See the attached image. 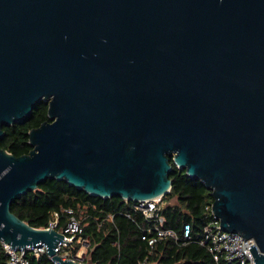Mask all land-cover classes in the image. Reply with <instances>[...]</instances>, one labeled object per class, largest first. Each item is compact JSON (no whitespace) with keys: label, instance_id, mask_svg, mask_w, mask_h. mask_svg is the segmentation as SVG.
<instances>
[{"label":"water","instance_id":"obj_1","mask_svg":"<svg viewBox=\"0 0 264 264\" xmlns=\"http://www.w3.org/2000/svg\"><path fill=\"white\" fill-rule=\"evenodd\" d=\"M40 102L30 152L0 149L11 252L81 264L10 211L41 183L144 202L169 193L172 161L264 264V0H0V140Z\"/></svg>","mask_w":264,"mask_h":264},{"label":"trees","instance_id":"obj_2","mask_svg":"<svg viewBox=\"0 0 264 264\" xmlns=\"http://www.w3.org/2000/svg\"><path fill=\"white\" fill-rule=\"evenodd\" d=\"M47 109V103L40 102L28 119L3 127L0 149L15 157L27 155L31 150L28 133L47 121ZM170 164L171 188L162 197L165 202L160 213L164 218L162 228L181 237L183 227L189 225L190 240L184 245L167 238L151 248L147 240H142L143 231L150 225L133 210L134 202L118 197H94L62 181L41 183L36 190L12 202L10 211L36 229L46 228L52 215H56V230H60L68 217L64 211L72 210L76 218L82 219L81 237L88 242L85 259L88 264H215L208 248L199 245L203 228L212 219L210 192L198 180L188 177L184 170L177 169L172 161ZM108 216L112 219L108 220ZM76 241L77 237L67 248L72 256L81 246ZM26 258L29 264H54L46 254L38 257L27 254ZM7 262L0 243V264Z\"/></svg>","mask_w":264,"mask_h":264},{"label":"built area","instance_id":"obj_3","mask_svg":"<svg viewBox=\"0 0 264 264\" xmlns=\"http://www.w3.org/2000/svg\"><path fill=\"white\" fill-rule=\"evenodd\" d=\"M165 205L162 197L144 201L134 202L132 208L135 212L139 213L143 219L150 225L147 230L143 231L142 240H147L148 245L152 248L155 244L163 241L167 238L172 239L175 242H179L184 245L190 240V228L189 225L183 227L181 237H178L173 231L163 229L164 218L161 216V209ZM211 221L204 226L202 236L200 238L199 245L207 247L212 255L215 264H254V259L249 251V247L255 245L253 240H246L238 233H228L222 231L219 221L211 212ZM67 214V220L64 227L60 230H56L58 225V219L56 215H52L48 226L44 229H54L64 235V242L60 243L56 249L57 255L61 256L65 260H72L81 264L87 263L86 252L88 248L87 240H84L81 236L83 234L82 219H78L74 216V212L70 209L65 210ZM126 217H129L126 215ZM112 216H108V220H111ZM77 237V243L80 244V249L75 255H71V252L60 255L59 253L63 248L71 247L74 238ZM117 244V243H115ZM3 246L5 253L8 257L7 264H29L26 258L27 254H31L38 257L41 254H46V247L39 246L36 248H27L24 251L13 250L10 251V246ZM85 251H80L84 250ZM54 263V262H53ZM57 264V263H54Z\"/></svg>","mask_w":264,"mask_h":264},{"label":"rangeland","instance_id":"obj_4","mask_svg":"<svg viewBox=\"0 0 264 264\" xmlns=\"http://www.w3.org/2000/svg\"><path fill=\"white\" fill-rule=\"evenodd\" d=\"M80 251H85V249L84 250H80ZM68 252V250H67V248H63V250H62V252L60 253V255H63V254H65V253H67Z\"/></svg>","mask_w":264,"mask_h":264}]
</instances>
